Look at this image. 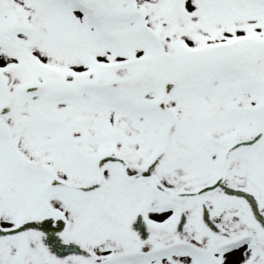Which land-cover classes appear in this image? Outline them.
<instances>
[{
	"label": "snow or ice",
	"instance_id": "obj_1",
	"mask_svg": "<svg viewBox=\"0 0 264 264\" xmlns=\"http://www.w3.org/2000/svg\"><path fill=\"white\" fill-rule=\"evenodd\" d=\"M0 264H264V0H0Z\"/></svg>",
	"mask_w": 264,
	"mask_h": 264
}]
</instances>
